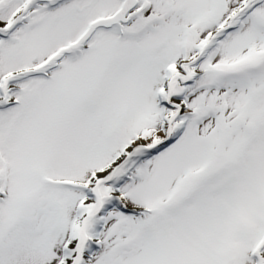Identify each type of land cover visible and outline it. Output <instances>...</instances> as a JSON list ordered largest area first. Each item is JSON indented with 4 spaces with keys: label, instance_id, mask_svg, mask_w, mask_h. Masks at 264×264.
Here are the masks:
<instances>
[{
    "label": "snow or ice",
    "instance_id": "obj_1",
    "mask_svg": "<svg viewBox=\"0 0 264 264\" xmlns=\"http://www.w3.org/2000/svg\"><path fill=\"white\" fill-rule=\"evenodd\" d=\"M0 264H264V0H0Z\"/></svg>",
    "mask_w": 264,
    "mask_h": 264
}]
</instances>
